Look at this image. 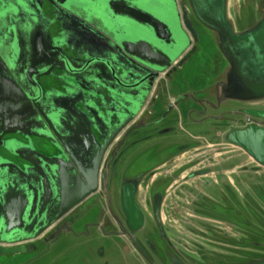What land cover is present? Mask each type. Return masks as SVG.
Wrapping results in <instances>:
<instances>
[{
    "label": "water",
    "instance_id": "obj_1",
    "mask_svg": "<svg viewBox=\"0 0 264 264\" xmlns=\"http://www.w3.org/2000/svg\"><path fill=\"white\" fill-rule=\"evenodd\" d=\"M249 2L243 17L253 11L254 0ZM229 4L0 0V256L29 255L66 237L85 236L89 230L79 234L78 228L102 205H108L114 223L121 220L117 198L106 199L103 193L108 150L121 135L120 143L138 129L142 100L155 84L183 77L180 72L199 57L202 44L192 48L200 42L199 30L209 33L225 61L201 94L210 98L219 87L231 100L264 99V0L262 18L242 31L231 18ZM248 115L264 117V110L250 109ZM227 139L254 161V171L264 169L263 126L245 122L243 128H232ZM142 174L124 177L120 205L126 226L118 235L131 238L155 264L140 250L136 234L145 230L156 237L155 218L162 237L174 240L164 227L160 195H155L154 214L139 202ZM228 184L240 200L241 190ZM243 201L236 208L241 218L231 208L220 213L243 221L242 228L226 224L241 236L216 242L264 251L260 206L252 201L245 208ZM194 211L210 219L218 215L199 207ZM103 226L107 228L100 221L94 227L115 238ZM240 252V257L227 259L186 254L192 264H264V257ZM172 263L184 264L178 258Z\"/></svg>",
    "mask_w": 264,
    "mask_h": 264
},
{
    "label": "flooded vegetation",
    "instance_id": "obj_2",
    "mask_svg": "<svg viewBox=\"0 0 264 264\" xmlns=\"http://www.w3.org/2000/svg\"><path fill=\"white\" fill-rule=\"evenodd\" d=\"M262 1L254 0L253 11L245 14L241 20V31L256 25L262 18ZM198 32L200 42L198 44L194 42L192 48L195 46L199 48L204 41L208 45L206 52L210 55L217 54L209 33L204 30H199ZM215 59L217 63L218 61L221 62L222 69L225 63L224 59L219 56L215 57ZM190 66L193 65H186L180 72L183 77L164 79L165 82L155 84L152 93L142 100L141 112L136 119L138 129L130 132L127 139L122 143H120L121 135L113 143L106 155L105 161L109 160L110 165L106 171V188L103 193L106 199L117 198L121 219L120 221L116 220L115 223L109 219L110 217L107 220H105L106 218L103 220L104 225L110 230V235L115 236V238L111 239L109 250L116 252V249H119V252L124 253L126 248H132L146 264L151 263L136 249L132 239L127 235H125V238H121L118 235L119 231H122L126 226L125 217L121 212L120 200L122 183L127 174L137 175L143 173L140 189L142 190L143 185H145L148 196L146 205L140 204L146 212L154 214L155 195L157 193L160 195L161 216L164 227L168 230L169 227H166L164 214L165 202L169 196V191L174 188L173 191H177L179 195L187 192L194 194L195 191L190 188L191 184L189 182L192 178H213L214 173H217L219 179L214 181V187L211 191L212 195L204 194L199 201L194 200L189 202V204L194 210L199 207V209L204 208L218 213L216 218L211 219L213 222L231 224L235 228H242V220L241 222L234 219L229 220L224 214H221L223 213L222 211L228 212L231 208L237 214V217L241 218V213L237 210L241 205L239 197L236 191L230 188L228 184V181H231L232 185L236 186L235 181L231 180L227 173L229 168H233L231 170L232 173H237V170L243 172L246 164H216L213 159H203V157L206 149L222 150L228 149V146H233L227 139L228 132L232 128H243L245 127V122L264 127V117L253 115L251 118L248 115L250 109L264 110V99L248 103L240 100H231L220 92L219 87L216 88L213 95H209L210 98H206L200 91L207 87L208 83L206 86L199 88L198 83H195L192 77L187 76ZM224 105L225 108L222 109ZM117 109L118 107H116ZM112 110L115 109L113 108ZM208 111L211 113L209 114ZM203 126L208 128L206 130H198L196 128ZM195 152H198L196 158H191L180 164L181 154H193ZM229 152L225 151L222 154L227 155ZM133 154H135L134 157ZM130 156L132 159L127 158ZM207 182L209 183L210 181L208 180ZM236 182L240 183L238 179ZM236 188L240 191L238 186ZM107 207L105 205L99 206L91 217L83 221L82 226L84 228L79 234H85L87 233L85 230H88L90 226L99 224L102 215L108 216L110 213ZM80 213L79 218L82 216ZM75 216L76 214L72 215V220L74 221ZM69 217L70 215L66 218ZM152 217L154 218V215ZM154 222L153 232H155L156 228V237L145 230L136 234L134 239L140 250L155 264H173L172 262L177 258L184 264H192V258L188 257L185 250L180 247V241L175 239L170 241V239L162 237L155 218ZM74 228L76 229V226ZM117 241H124L125 244L121 245ZM113 242L114 244H112Z\"/></svg>",
    "mask_w": 264,
    "mask_h": 264
},
{
    "label": "rangeland",
    "instance_id": "obj_3",
    "mask_svg": "<svg viewBox=\"0 0 264 264\" xmlns=\"http://www.w3.org/2000/svg\"><path fill=\"white\" fill-rule=\"evenodd\" d=\"M249 1L252 2V0H230V15L239 29L244 8L247 3H250ZM205 48H207V46L203 41L201 53L199 57L193 61V66L189 67V72L187 73L188 77H192V80L198 83L199 88L206 86L207 83L212 85L214 78L221 69V62L218 61L217 63L215 59L218 55L213 53V55L208 54ZM224 108L225 105L222 109ZM208 112L209 114L211 113L210 111ZM196 128L198 130H206L208 127L203 126L201 128ZM205 151L206 153L203 159H213V162L216 164L237 163L247 165V170L243 172L237 170V173H232L231 170H233V168H229L227 175L231 180L235 181L236 186L238 185L236 182L237 179L240 181L239 189L243 193L240 195V200L243 201L242 199H244L245 208L249 205H254L252 201H255L256 205L260 206L258 212L261 218L264 219V200L262 198V194H264V169L261 168L258 171H254L252 167L255 165V163H253L254 161L245 152L233 146H228V149H206ZM225 151L230 152L227 155L222 154ZM197 153L198 152L193 154L187 153L185 155L181 154L180 164L185 163L191 158H196ZM134 155L135 154H133V157ZM131 156L127 158L132 159ZM218 179L217 173H214L213 178H192L189 182L191 184L190 188L195 191L194 194H189V192H187L179 195L177 191H173L174 188L169 191V196L165 202L164 219L166 227H169L168 231L170 237L180 241L181 248H183L186 253L197 258L208 256L220 259L221 257H219V255L225 256V259H227L228 256L235 258L237 256L240 257V255L236 254L238 252L241 253L240 251L253 252L254 254H258L259 257H264V251L253 250L251 247L239 249L236 248V246L233 247L226 244L227 242H224V244L216 242L221 241L217 239L219 237L225 240L239 238L241 233L231 229L226 224L213 222L210 218L198 214L194 211L191 204H189V202L194 200L199 201L204 194L212 195L211 191L214 187V181ZM205 180H209L210 182L208 183ZM147 196V190L143 188L139 196V202L142 205H146ZM104 218L107 220L109 217L107 215L105 217L104 214L102 215L101 221H103ZM250 222L255 224V220L251 217ZM103 228L105 231H109L104 226ZM208 228H210L211 231H209ZM82 229L83 226L79 228L80 231ZM88 230L89 233L85 236L78 235L79 237H66L64 240L57 241L48 249H40L29 255L18 254L14 257L10 256V258L0 256V264H142L137 257L138 255L129 247L125 249L124 253L119 252V249H116V252L113 250L110 251L111 238H108V236L105 235L106 233L101 229L91 226ZM243 234V237L249 235L246 230L243 231ZM117 243L121 245L125 244L124 241H117ZM112 244H114V242Z\"/></svg>",
    "mask_w": 264,
    "mask_h": 264
},
{
    "label": "bare ground",
    "instance_id": "obj_4",
    "mask_svg": "<svg viewBox=\"0 0 264 264\" xmlns=\"http://www.w3.org/2000/svg\"><path fill=\"white\" fill-rule=\"evenodd\" d=\"M169 83V82H168ZM239 149V148H238Z\"/></svg>",
    "mask_w": 264,
    "mask_h": 264
}]
</instances>
